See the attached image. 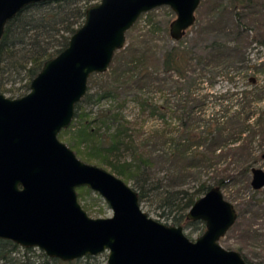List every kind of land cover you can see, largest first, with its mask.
I'll return each mask as SVG.
<instances>
[{
  "label": "water",
  "instance_id": "95a60500",
  "mask_svg": "<svg viewBox=\"0 0 264 264\" xmlns=\"http://www.w3.org/2000/svg\"><path fill=\"white\" fill-rule=\"evenodd\" d=\"M61 0H0V41L5 26L26 7ZM201 0H100L85 11L68 45L46 60L19 98L0 93V239L47 257L71 262L107 253L106 264H248L219 241L237 212L220 189L210 188L186 213L205 231L195 240L182 226L161 223L145 213L137 192L109 171L80 160L59 139L71 125L88 79L105 73L126 33L139 17L167 6L176 15L173 41L195 22ZM251 186L264 188V171L252 169ZM97 193L112 212L91 218L76 190Z\"/></svg>",
  "mask_w": 264,
  "mask_h": 264
},
{
  "label": "trees",
  "instance_id": "16d2710c",
  "mask_svg": "<svg viewBox=\"0 0 264 264\" xmlns=\"http://www.w3.org/2000/svg\"><path fill=\"white\" fill-rule=\"evenodd\" d=\"M92 1L61 0L37 3L26 7L8 22L0 41L1 94L9 93L10 98L14 99L28 92L30 81L39 73L43 63L67 47L70 37L83 24L85 11L93 5ZM228 1L232 20L235 21L234 27L238 32L245 33L250 24L260 23L258 28H264V0ZM259 37L258 43L264 45L262 34ZM147 41L138 37L130 42L128 47L115 53L106 72L108 80L105 86L90 92L93 88L92 75L89 77L87 93L76 105L71 125L61 131L59 138L82 161L97 166L109 165L112 168L111 173L125 183H131L138 194L140 204L155 202L158 210H162L161 216L166 220L171 219L170 225L179 226L186 220L185 212H188L193 203L210 188L218 186L224 189L234 181L235 177L227 167L235 162V157L236 161H242L244 165L238 174L240 176L249 174L251 166L249 164L252 163L250 141H244L242 134L246 133L254 138L256 132L242 119L243 111H230L229 108L227 112L222 110L221 115L209 121L203 128V125L199 124L203 114L197 111L203 104L197 102L198 99L208 98L207 93L200 97L202 91L208 87H202L203 81H197L192 77L191 53L178 45L166 49L159 55V50ZM234 52L235 49L232 53ZM224 56L223 46L214 45L207 59L200 58L198 61L202 65L203 73L211 67L213 60H221ZM16 78L20 81L25 78L26 85L15 91L7 89L6 85L14 82ZM172 79L184 80L183 84L189 87L185 92L176 85L175 95L171 97L176 99L177 95L184 94L176 104L171 103L170 99L154 103L140 95L145 88L163 92L166 86L171 84ZM121 83H129V93L136 92L133 99L139 113L147 114L148 118L157 119L161 123L140 142L137 138L139 131L134 137L130 122L128 135L119 109L114 106L107 109L98 108L102 100L110 102L116 100ZM256 91L258 95H254L252 101L251 99L250 102L247 101L249 104L262 99L263 95L260 94H264V91L261 89ZM252 94L248 96L251 97ZM221 98L225 101L226 94L221 95ZM101 130L102 133H99ZM125 138H129V162L111 165L110 160H118L116 152L122 147L126 148ZM227 143L230 145L223 152ZM241 158L244 160H239ZM222 163L228 165L220 168ZM161 170H164V174L159 173ZM201 172L206 175L205 180L191 191L183 188L188 181L201 179L195 176ZM173 213L176 215L171 216ZM243 216L244 213H239L237 217ZM244 259L248 264H252ZM0 264H105V262L101 261L99 256H86L71 262H63L47 257L38 249H24L10 241L0 239Z\"/></svg>",
  "mask_w": 264,
  "mask_h": 264
},
{
  "label": "rangeland",
  "instance_id": "374dc122",
  "mask_svg": "<svg viewBox=\"0 0 264 264\" xmlns=\"http://www.w3.org/2000/svg\"><path fill=\"white\" fill-rule=\"evenodd\" d=\"M98 2L100 0L92 1L93 4H97ZM175 18V13L167 6L144 13L126 33L124 47H128L130 42L140 37L147 39L150 45L156 47L160 52L159 55L166 49L178 45L183 50L189 51L193 59L190 64L192 77L197 81H203L202 87H208L202 91L200 97H204L205 93L209 94L206 100H203V98L198 99L197 103L203 104L201 108L197 109L198 112L203 114L200 117L199 124L203 125L204 128L209 121L221 115L222 110L226 112L229 109L235 112L243 111L242 119L256 132L254 138L249 137L246 133L242 134L244 141H250V161L252 162L249 164L251 165L250 168L264 171V94H260L263 97L257 102L250 104L247 102H250V99L254 95H258L257 89L264 91V45L258 43L259 35L262 34V37H264V28H258L260 27V23L250 24L245 33L238 32L234 27L235 21L232 20L233 16L230 13L228 0H202L195 12L194 24L179 41H173L169 35V25ZM220 44L223 46L225 56L221 60H213V63L210 64L212 68L208 67V70L203 73L202 65L198 61H200V58L207 59L214 45ZM234 49L235 52L232 53ZM106 72L92 75L93 88L90 92H94L100 89L101 86H105L106 80H108ZM183 81L172 79L170 81L171 84L166 86V90L163 92H158L154 88H145L140 95L154 103H161L164 99H170L171 103L176 104V101L184 95L181 93L176 96V99L172 98L175 95L176 85L177 88H183L185 92L189 90L188 85H184ZM26 82L25 78L21 81L16 78L14 82H9L6 88L15 91L26 85ZM120 86L117 91L116 100L114 102L102 100L98 108L107 109L109 106H114V108L119 109V113L124 118L125 127L128 129V135L130 122V127L134 130V137L139 131L137 138L140 142L149 135L151 130L158 128L161 123L157 119L148 118L147 114L141 115L139 113L136 102L133 99V95L136 92L129 93V83H121ZM251 93H253L252 96H248ZM224 94L227 96L225 101L221 98V95ZM3 95L10 98L9 93H4ZM94 110H96V107H94ZM243 117L248 118L245 119ZM99 133H102V130ZM128 139L125 138L127 143L126 148L122 147L119 152H116L118 160H110L109 163L111 165L129 162ZM229 145L223 148V152L226 151ZM233 146L235 147V145ZM236 160L237 158L235 157V162L227 167L235 179L226 188L222 189V194L234 206L237 215L244 213V218L237 217L233 227L226 232L219 243L224 249L238 251L242 254L243 258H246L252 264H264V188L254 191L250 186L251 173L240 176L238 172L244 165L242 161ZM239 160H244V158ZM227 165V163H222L219 167L224 168ZM99 167L110 173L112 172V168L107 164L100 165ZM159 173L164 174V170H161ZM195 176H199L201 179L188 181L187 184H184V189L191 191L207 178L204 172ZM127 184L132 187L130 182ZM76 192L79 203L89 217L96 219L112 216L111 210L97 193L85 187L78 188ZM151 203H142L140 206L149 217L170 225L171 219L166 220L162 217V210H158L155 202ZM174 214H171V216ZM179 226L183 227L185 235L191 240H195L205 231V225L201 221L192 222L185 220ZM238 249H241L242 252ZM98 256L106 264L107 253Z\"/></svg>",
  "mask_w": 264,
  "mask_h": 264
},
{
  "label": "flooded vegetation",
  "instance_id": "af4514ba",
  "mask_svg": "<svg viewBox=\"0 0 264 264\" xmlns=\"http://www.w3.org/2000/svg\"><path fill=\"white\" fill-rule=\"evenodd\" d=\"M23 96H24V95H23ZM21 97H22V96H21ZM251 170H252V169L250 168V172H249V173H251ZM251 179H252V173H251ZM250 186H251V182H250ZM251 188H252V186H251ZM252 189H253V188H252ZM261 189H262V188H261ZM253 190H254V189H253ZM259 190H260V189H259ZM221 191H222V189H221ZM254 191H258V190H254ZM237 216H238V215H237ZM236 220H237V219H236ZM232 227H233V226H232ZM232 227H231V228H232ZM231 228H230V229H231ZM244 260H245V259H244Z\"/></svg>",
  "mask_w": 264,
  "mask_h": 264
}]
</instances>
